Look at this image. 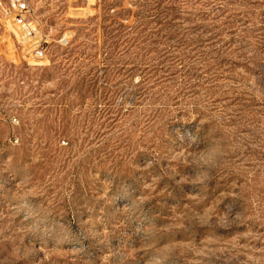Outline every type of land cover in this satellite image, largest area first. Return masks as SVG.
Here are the masks:
<instances>
[{
  "label": "rangeland",
  "instance_id": "obj_1",
  "mask_svg": "<svg viewBox=\"0 0 264 264\" xmlns=\"http://www.w3.org/2000/svg\"><path fill=\"white\" fill-rule=\"evenodd\" d=\"M0 9V264H264V0Z\"/></svg>",
  "mask_w": 264,
  "mask_h": 264
},
{
  "label": "built area",
  "instance_id": "obj_2",
  "mask_svg": "<svg viewBox=\"0 0 264 264\" xmlns=\"http://www.w3.org/2000/svg\"><path fill=\"white\" fill-rule=\"evenodd\" d=\"M0 9L5 17L16 27L26 29L28 21L32 17L26 0H0Z\"/></svg>",
  "mask_w": 264,
  "mask_h": 264
}]
</instances>
